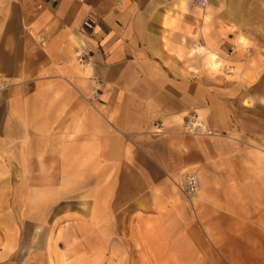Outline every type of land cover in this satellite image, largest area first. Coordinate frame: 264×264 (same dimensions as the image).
Listing matches in <instances>:
<instances>
[{
	"label": "crops",
	"instance_id": "obj_1",
	"mask_svg": "<svg viewBox=\"0 0 264 264\" xmlns=\"http://www.w3.org/2000/svg\"><path fill=\"white\" fill-rule=\"evenodd\" d=\"M213 1L0 0V264H264V44Z\"/></svg>",
	"mask_w": 264,
	"mask_h": 264
},
{
	"label": "rangeland",
	"instance_id": "obj_2",
	"mask_svg": "<svg viewBox=\"0 0 264 264\" xmlns=\"http://www.w3.org/2000/svg\"><path fill=\"white\" fill-rule=\"evenodd\" d=\"M213 4L225 12L231 27L247 44H264V0H215ZM222 64L220 60L217 67L211 66L218 69Z\"/></svg>",
	"mask_w": 264,
	"mask_h": 264
},
{
	"label": "built area",
	"instance_id": "obj_3",
	"mask_svg": "<svg viewBox=\"0 0 264 264\" xmlns=\"http://www.w3.org/2000/svg\"><path fill=\"white\" fill-rule=\"evenodd\" d=\"M199 5H204L205 0H197ZM95 26L94 22L90 19L84 21V28L93 29ZM164 130V125L158 123L155 125L154 132L162 133ZM184 131L191 136H212L215 131L210 127V125L203 120L196 111L188 112L184 119ZM200 190V179L197 173L188 172L185 176L184 182V192L186 197L190 201H194ZM3 264V263H2Z\"/></svg>",
	"mask_w": 264,
	"mask_h": 264
},
{
	"label": "bare ground",
	"instance_id": "obj_4",
	"mask_svg": "<svg viewBox=\"0 0 264 264\" xmlns=\"http://www.w3.org/2000/svg\"><path fill=\"white\" fill-rule=\"evenodd\" d=\"M215 56V55H214ZM212 58H214V57H212ZM214 60V59H213ZM213 60H212V62H213ZM214 63V62H213ZM218 64V63H217Z\"/></svg>",
	"mask_w": 264,
	"mask_h": 264
}]
</instances>
